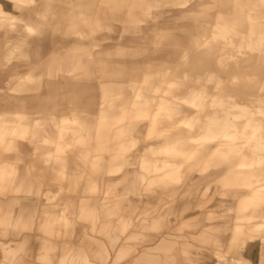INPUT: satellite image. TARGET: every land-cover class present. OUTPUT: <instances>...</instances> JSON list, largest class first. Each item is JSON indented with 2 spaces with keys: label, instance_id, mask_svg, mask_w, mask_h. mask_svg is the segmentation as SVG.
Wrapping results in <instances>:
<instances>
[{
  "label": "rangeland",
  "instance_id": "rangeland-1",
  "mask_svg": "<svg viewBox=\"0 0 264 264\" xmlns=\"http://www.w3.org/2000/svg\"><path fill=\"white\" fill-rule=\"evenodd\" d=\"M3 1L17 7L39 2L0 0ZM71 1L81 6L62 0H42L55 7L56 14L49 16V22L39 16L37 6L27 15L8 6L7 12L15 16L19 28L21 18L30 22L41 18L42 27L47 29L45 34L37 35L47 38L40 47L42 57L35 56L39 52L34 46L29 48V55L20 50L15 56L5 57V37L0 35V131H10L14 110L21 108L20 104H25L30 114L33 111L32 116L55 113L52 118L56 117L58 122L61 115L71 119L68 124L72 129L66 130L60 150H56L55 144L57 128L46 115L42 119L50 128L48 138L30 141L19 133L13 135L22 153L0 140V199L31 197L41 202L33 214L40 222L36 232L42 242V255L36 260L55 264L59 255L61 264L65 250L61 243L64 246L70 238L71 216L75 215L72 204H88L95 199L96 204H102L98 209L100 216L89 219L80 210L77 220L88 223L94 235L111 238L107 247L112 256L91 253L90 259L97 264H150L149 256L133 255L145 243L136 238L147 232L163 234L158 247L182 246L179 240L184 230V209H191L194 216L208 222L199 231L202 239L200 233L198 239L192 236L200 245L198 254L209 260L214 257L210 264H249L243 251L255 240L264 244V199L239 200L250 191L242 184L245 174L236 166L242 153L213 151L215 142L211 140H204L207 143L200 150L193 148L201 145L198 141L190 143L191 147L180 145L182 152L164 149L178 134L202 132L207 120L204 114L226 108L238 110L227 104L221 106V100L243 101L264 93V17L258 18L259 27L252 39L247 20L239 17L225 41L211 30L198 29L200 23L211 22L216 12L224 10L221 0L212 2L217 8H208L209 0L199 1L200 10L190 18L178 17V11H163L170 5L182 7L184 0ZM127 10L147 12L138 21L136 32L128 28L129 22L125 24L123 12ZM251 11L244 6L240 16ZM70 22L76 25L75 34L71 33ZM2 29L0 26V33ZM70 36H76L77 43L65 40ZM13 39L11 36L10 43ZM259 50L260 59L255 56ZM190 88L204 90L206 97L197 99L196 104L184 102L179 97L187 95ZM137 89L140 96L135 95ZM103 96L106 101L101 106L98 102ZM134 100H146L147 104L129 107ZM161 101L164 106L159 107ZM260 104L255 100L251 108ZM36 109L42 114H35ZM201 110L202 117L195 118ZM144 111L149 115L140 117ZM156 112L160 114L155 115ZM179 120L178 126L173 127ZM47 150L52 152L46 154ZM254 157L249 150L245 160ZM9 163L19 166L20 176L30 175L36 180L30 191L15 187ZM257 169L264 183V166ZM48 191L58 194L48 200ZM108 204H115L117 210L106 212ZM238 204L248 205L240 208ZM62 212L69 220L50 214L59 216ZM250 213L256 216L251 222L243 218ZM122 214L124 220L120 219ZM235 222H244L246 230L235 232ZM4 227L30 230L26 225ZM217 234L230 237L222 242L210 238ZM11 243H0L2 264L22 262V254L10 248ZM76 259L78 264H91L81 250ZM183 260L189 261V255ZM71 261L72 255L66 253L62 264ZM160 263L168 264V258L163 257Z\"/></svg>",
  "mask_w": 264,
  "mask_h": 264
},
{
  "label": "bare ground",
  "instance_id": "bare-ground-1",
  "mask_svg": "<svg viewBox=\"0 0 264 264\" xmlns=\"http://www.w3.org/2000/svg\"><path fill=\"white\" fill-rule=\"evenodd\" d=\"M199 1L205 2L206 0H184L183 1L184 5L182 7H174L173 5H170L168 9H165L163 11L165 12H168V11L177 12L178 11L179 14H177V16L179 15V16H183L186 18H190L194 14H197L198 10H200L198 9ZM62 2L70 3L73 5L76 4L78 6H81L79 3H73L71 0H62ZM171 2H175V1L172 0ZM212 2H214V0H209L208 8H215V7L217 8V4L214 3V5H211ZM221 2L223 3V4L221 3V5L224 7V10H219L218 12H216L211 22L206 21V23H200V25L198 26L199 31L211 30V33L213 35L219 36L225 39L226 41V39L228 38V32L231 31V29H233L234 21L238 20L239 17H241L247 20L248 27L250 29L249 37L250 39H252L253 36L255 35V29L259 27L258 18L260 16L264 17V0H244L243 3L234 2V0H221ZM205 5H207V3L203 4L201 7H204ZM8 6H11V5L7 1H3L2 3L0 2V13L4 14L0 17V26L3 27L0 35H3L5 37V43L3 44V49L5 50L4 56L5 57L15 56V54H17V52L20 50L21 52L25 51L26 54L29 55L28 53L29 48L31 46H34L36 50L38 49L36 52H39L38 54H35V56L40 57L42 54V53L40 54V47L43 43L42 41L47 39L46 37L44 38L42 37L39 38L40 36L37 37V35L41 33L45 34L47 32V29L42 27L41 18H43V21L49 22V16L51 17L56 14L55 7L52 4L42 2V0H39V2L36 5L29 3L25 7H17L16 4L14 3L11 7L15 11H19L20 13L24 15H27V11L34 9L35 6H37L39 16L41 17V18H36L32 22L28 21L27 19L21 18L19 21H22L21 22L22 26L21 28H19V25L17 24L18 22L14 20L15 16L7 12ZM244 6H246L249 9V11L250 10L252 11L247 13L244 16H240V14L242 13L241 9ZM42 7L44 9H42ZM146 13L147 12L143 13L141 11H131V10H127L126 12H123V14L125 15L124 16L125 18L124 20L126 22L125 24L129 22L127 24L128 28L134 29L133 31L136 32L135 29L138 28V21L141 22L142 17L146 15ZM163 17L165 18L166 15H164ZM98 23L100 26L99 21ZM69 26L71 29V33L75 34L77 32L75 23L70 22ZM8 34H11V36L14 37V39L12 40L13 43H10L11 36L8 37V39H6V36ZM146 36L147 35L143 37H146ZM74 37L76 36H72V38L71 36L67 37L65 38V40L68 42H72V41L75 42L78 38L75 40ZM194 41H197L195 42V44L198 45V39H195ZM75 43H77V41ZM251 43L252 41L249 42V45ZM255 56L256 58L260 59L262 56L261 50H259L255 54ZM27 77H33V75L27 74ZM188 91L189 92H187L188 93L187 95L179 97L186 103L196 104L197 99L198 101H201L206 97L204 90H200V89L197 90L195 88H190ZM135 95L140 96L139 89H137V92ZM263 95L264 93H259L258 96H256L255 98L250 97L243 101H236V100L229 99V102L227 103L221 100L219 103L221 106H225L227 104V106H230V107H238V110L233 111V110L226 108V109L214 110L212 112L204 114L207 120L205 122V125L202 126V132H200L197 135H187V136L178 134L177 136L173 137L172 144L170 146H167L164 150L182 152L181 149H179L180 145H187L191 147L190 143L197 142V141L201 145L197 147H193V148L200 150L201 146L205 147L207 143L204 140H211V142H215V145L212 147L213 151H217L220 153H223V152L226 153L224 149H227V150H230L236 153H242V159H240L236 163V166H237V169H241L240 170L241 173L245 174L244 176L245 181L242 182V184L246 186L247 188H249L250 191L247 192L244 196H241L240 197L241 199L239 200L246 199V200L254 201L256 199H264V183L261 182L262 181L261 178L263 175L261 172H258V169H257V168L264 166V97ZM229 96L231 98V95ZM255 100L261 101V104L257 105L256 109H252L251 105L255 102ZM105 101H106L105 97L103 96L101 97V100L98 103L101 104L102 106ZM162 102L163 101H161V103L159 104V107L164 106ZM139 103H142L144 105V104H147V101L146 100L145 101L134 100V101L129 102L128 106L133 107ZM20 105H21V108L14 110L15 119L11 121L12 125L9 127L10 131L8 133H5V132L3 133L2 131H0V140L1 141L5 140L9 148H12V150L17 151L18 153H22L23 149L19 147L20 146L19 142L14 139L13 135L16 133H19L20 136H22L23 138L29 139V140L30 139L37 140V138H41V137L48 138L50 128H48V125H46L42 119L43 116L45 117L46 115L47 117H50L49 120L53 121L57 128V136H56L57 142H55V144H56V150H60L58 147H60V145L62 144V141L65 140L66 138V130L68 128L72 129V127L68 124L71 119L68 116L61 115L60 120H59L60 122H58V120H56V117L52 118L54 117L55 113H44L42 117L37 116V115L32 116L31 114H34L32 110H31L32 113L30 114V110L25 104H20ZM36 110L34 111L35 114H37V112L39 111V110L37 111ZM198 113H196V116H195V118L197 119L202 117L200 116L202 113V110L198 111ZM38 114L40 115L42 113L38 112ZM157 114H160V112L155 113V115ZM148 115H149L148 111H144L143 113H141L140 117L148 116ZM141 119H144V118H141ZM178 122H180V120L177 122H174L173 127H177L178 125L176 123ZM70 132L73 134L74 131L72 130ZM33 140H30V141H33ZM29 144H32V142L31 143L29 142ZM219 145H221V147L216 148ZM223 146L225 147L223 148ZM32 148L34 147L32 146ZM249 150L250 152L252 151L253 154H255V157L251 159L250 161H246L245 158L247 157ZM51 152H52L51 150H47L46 154H50ZM183 152L186 153L188 151L184 149ZM9 165L10 167L13 168V171H11V173L9 174L10 176L13 177L12 181L15 183L16 180L20 176L18 174L19 166L13 163H9ZM163 166L164 164H162L159 167H163ZM57 192L48 191L47 192L48 200L54 198L58 194ZM235 196H237V194H235ZM88 204H96L95 199L89 200ZM246 205L248 204H238L237 207L240 206L241 208ZM251 205H254V204H251ZM53 213H50L51 217H55V218L60 217V218L69 220L66 213L62 212L59 216H56V214H53ZM262 215L264 217V211H262ZM226 218L227 217H225L224 219ZM237 218L240 219L239 216ZM243 218L251 222V220H254L256 216L250 213L249 215H246ZM234 229H236L235 232L243 233L246 230L244 222H235Z\"/></svg>",
  "mask_w": 264,
  "mask_h": 264
},
{
  "label": "crops",
  "instance_id": "crops-1",
  "mask_svg": "<svg viewBox=\"0 0 264 264\" xmlns=\"http://www.w3.org/2000/svg\"><path fill=\"white\" fill-rule=\"evenodd\" d=\"M33 183L36 185V180L30 175L25 177L20 176L15 182V187H18V189L20 188L23 191H30ZM37 204L39 207L41 206V202L37 203V201L31 197L16 198L12 196L0 199V205L2 207V211L0 212V243L3 242L6 244L12 242L9 247L16 249L19 255L22 254V262L20 264H42L36 260L38 255H42L41 237L40 234L36 232L37 225L40 222L37 221V218L33 217ZM101 205L102 204H72V206H74L72 212L75 215L71 216L70 223L72 224V229L70 232V238L65 240L67 242H65L64 246L63 242L61 243V248L65 247L64 252L61 254V264L63 256L66 253L72 255V261L68 264H78L76 254L79 250L88 257L91 264H97L90 259L92 252L101 253L103 256H112L110 248L107 247V241L111 238L94 235L90 232V225L88 223L79 222L77 220L78 214L80 215V210L82 214L89 219L97 218V216H100V211L98 212V209ZM114 205L115 204L106 205V212L111 213L112 210L116 211L117 207ZM184 210L185 212L182 217L184 230L181 234L182 240H179L182 241V246H168L167 248L158 247V243L163 234L147 232L136 238L137 242L145 243H141L133 255L136 257L149 256L151 259L150 264H162L160 261L162 262L163 257L168 258V264H210L211 262H214V257L209 260L205 256L198 254L200 245L192 239V236L195 239H198L199 231H201L202 226H206L208 222H205L203 218L198 219V216H194L195 214L191 212V209L189 211H186V209ZM121 216L120 219L124 220L125 216L123 214ZM8 224H11L12 226L16 224L19 226L26 225L30 230L22 231L21 227L17 230L13 228L6 229L4 226ZM201 234L202 232L200 233L202 239L203 234ZM229 237L230 234H227L226 238L220 237L219 234H217L210 238L222 242L223 240L228 241ZM122 254L125 255L127 252H123ZM188 255L190 260L184 261L183 258ZM242 255L249 264H264V244H261L259 240L251 242L243 251ZM3 260L4 257L0 246V264L3 263ZM55 264H59V255L55 260Z\"/></svg>",
  "mask_w": 264,
  "mask_h": 264
}]
</instances>
